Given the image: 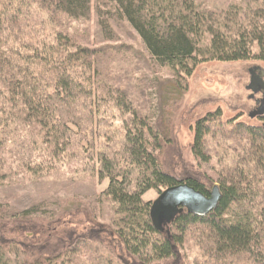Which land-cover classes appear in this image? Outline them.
Wrapping results in <instances>:
<instances>
[{"label": "trees", "instance_id": "1", "mask_svg": "<svg viewBox=\"0 0 264 264\" xmlns=\"http://www.w3.org/2000/svg\"><path fill=\"white\" fill-rule=\"evenodd\" d=\"M94 3L98 44L63 28L88 20L93 0H0V189L12 187L17 173L40 176L54 163H76L107 181L98 200L112 214L97 233L66 229L77 225L71 217L44 245L36 236L55 217L48 203L15 210L0 195V264H183L190 241L197 253L188 264H264V116L251 125L223 119L219 108L208 112L192 128L194 164L177 177L160 160L172 145L171 104L199 64H264V0L220 10L197 0ZM120 22L169 72L161 113L157 78L145 94L125 64L131 48L111 44ZM179 183L205 196L216 186L218 205L204 217L183 210L158 231L143 195Z\"/></svg>", "mask_w": 264, "mask_h": 264}, {"label": "rangeland", "instance_id": "2", "mask_svg": "<svg viewBox=\"0 0 264 264\" xmlns=\"http://www.w3.org/2000/svg\"><path fill=\"white\" fill-rule=\"evenodd\" d=\"M94 1L88 20L68 21L65 22L63 28L69 31H77L80 34H87L91 43L98 44L99 41H102V37L96 23ZM197 1L205 8L220 10L239 0ZM112 27L116 41L111 44L125 45L131 48L128 51L130 52L129 55L124 58L127 61L125 64L131 70H136L137 73L133 74L135 77L143 79L140 87L145 94H148L149 91L154 93V90L150 89L152 86L148 84V81L157 78L160 90L155 92L158 96L154 99L158 111L161 113L162 102H164H161V97L163 92L165 93L166 89L169 88L166 86L168 83L166 80L170 79L168 70L154 65L150 61L140 39L126 23L120 22L113 24ZM133 58H136V61H133ZM258 69L264 73V64L257 60L228 63L206 62L195 68L188 79L187 91L182 94L179 100L172 102L171 107L169 106L172 145L165 147L160 154V160L166 171L180 177L182 165L194 164L190 153L193 139L192 128L195 121L206 113L219 108L222 118L225 120L238 116L237 121L251 125L260 124V118L252 119L249 115L256 108L255 102L261 98V95H257L259 91L252 93L247 90L251 78L250 71L255 70L253 74L259 76L260 72L256 71ZM259 79L264 81L262 77ZM115 124L120 126L118 121ZM34 161L39 160L37 158ZM39 175L23 177L20 173L15 174L11 178L14 185L8 188L2 187L0 195L5 197L15 210H20L29 204L40 201L48 203L51 213L55 217L52 220L41 222L36 236V239H40L44 245L51 244L56 240L58 233L65 228L63 223L69 222L71 217L77 221V225L68 223L69 225L66 226L68 230L80 231L87 228L88 230L95 229L97 233L102 232L103 227L109 224L112 217L110 206L106 201L98 200L99 192L107 185L106 180L98 182L97 176L82 173L76 163H54L48 170ZM157 197L158 195L154 190L143 195L144 200H151L152 202ZM113 246L119 253L115 242ZM184 250V253L181 251V254L184 255L186 261L183 260L182 263L188 264L196 255L197 248L190 241Z\"/></svg>", "mask_w": 264, "mask_h": 264}, {"label": "water", "instance_id": "3", "mask_svg": "<svg viewBox=\"0 0 264 264\" xmlns=\"http://www.w3.org/2000/svg\"><path fill=\"white\" fill-rule=\"evenodd\" d=\"M253 71H250L251 78L247 90L256 93L257 91L252 89V81L255 76ZM256 71H260L264 74L263 71L259 69ZM257 105L258 106L249 115L252 119L264 116V96ZM219 199L220 194L216 186L212 188L209 196H205L187 184L179 183L163 190L152 202L150 219L153 226L158 231H163V225L169 223L183 210H186L189 214L204 217L217 207Z\"/></svg>", "mask_w": 264, "mask_h": 264}, {"label": "flooded vegetation", "instance_id": "4", "mask_svg": "<svg viewBox=\"0 0 264 264\" xmlns=\"http://www.w3.org/2000/svg\"><path fill=\"white\" fill-rule=\"evenodd\" d=\"M259 76L264 79V74H262L261 72H260ZM259 76H254L253 81H252V89L254 91H259V94H257V95H261V98L258 99V100H256V102H255L256 107L258 106L257 103L259 104L260 100L264 96V81H262L261 79H259L260 78ZM251 98H253L252 95H251Z\"/></svg>", "mask_w": 264, "mask_h": 264}]
</instances>
